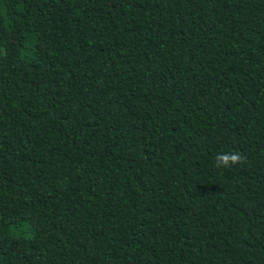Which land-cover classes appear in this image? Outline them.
Returning a JSON list of instances; mask_svg holds the SVG:
<instances>
[{"label": "trees", "instance_id": "1", "mask_svg": "<svg viewBox=\"0 0 264 264\" xmlns=\"http://www.w3.org/2000/svg\"><path fill=\"white\" fill-rule=\"evenodd\" d=\"M0 264H264V0H0Z\"/></svg>", "mask_w": 264, "mask_h": 264}, {"label": "clouds", "instance_id": "2", "mask_svg": "<svg viewBox=\"0 0 264 264\" xmlns=\"http://www.w3.org/2000/svg\"><path fill=\"white\" fill-rule=\"evenodd\" d=\"M243 162H246V157L240 152L217 154L215 157V167L218 169L230 168Z\"/></svg>", "mask_w": 264, "mask_h": 264}]
</instances>
